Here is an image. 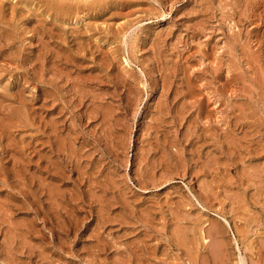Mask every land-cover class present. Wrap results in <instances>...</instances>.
Returning <instances> with one entry per match:
<instances>
[{
    "label": "rangeland",
    "instance_id": "374dc122",
    "mask_svg": "<svg viewBox=\"0 0 264 264\" xmlns=\"http://www.w3.org/2000/svg\"><path fill=\"white\" fill-rule=\"evenodd\" d=\"M53 1L0 0V264H264V0Z\"/></svg>",
    "mask_w": 264,
    "mask_h": 264
},
{
    "label": "bare ground",
    "instance_id": "6f19581e",
    "mask_svg": "<svg viewBox=\"0 0 264 264\" xmlns=\"http://www.w3.org/2000/svg\"><path fill=\"white\" fill-rule=\"evenodd\" d=\"M45 1H46V0H45ZM56 1H57V0H55V1H53V2L56 4ZM62 1H63V0H62ZM62 1H61V2H62ZM65 1H66V0H65ZM77 1H78V0H77ZM82 1H83V0H82ZM43 2H44V1H43ZM53 2H52V3H53ZM45 3H46V2H45ZM47 3H48V2H47ZM47 3H46V4H47ZM50 3H51V2H50ZM62 3H63V2H62ZM72 3L74 4V1H73ZM63 4H64V3H63ZM65 4H66V3H65ZM70 4H71V2H70ZM73 4H72V5H73ZM75 4H76V3H75ZM87 4H88V3H87ZM57 5L60 6L59 4H57ZM66 5H67V4H66ZM77 5H78V4H77ZM69 6H70V5H69ZM84 6H85V5H84ZM73 7H74V5H73ZM76 7L78 8L79 6H76ZM44 8H45V7H44ZM44 8H43V9H44ZM80 8H81V7H80ZM74 9H76V8H74ZM50 10H51V9H50ZM50 10H49V12H50ZM61 10H62V8H61ZM70 10H72V9H70ZM77 10H79V9H77ZM74 11H76V10H74ZM55 12H56V11H55ZM79 12H80V11H79ZM61 13H62V12H61ZM75 14H76V12H75ZM45 16H46V14H45ZM81 16H84V15H81ZM81 16H80V17H81ZM66 18H67V17H66ZM46 19H48V18H46ZM69 19H70V18H69ZM44 20H45V19H44ZM79 20H80V19H79ZM53 21H54V20H53ZM63 21H64V20H63ZM75 21H76V20H75ZM44 22H46V20H45ZM58 22H59V21H58ZM58 22L56 21V22H54V23H58ZM11 23H12V22H11ZM59 23L61 24V22H59ZM62 24H63V23H62ZM64 24H65V23H64ZM74 28H75V27H74ZM43 30H44V29H43ZM4 36H5V35H4ZM78 45H79V44H78ZM80 46H81V45H80ZM69 47H70V46H69ZM77 47H78V46H77ZM71 49H72V48H71ZM73 49H74V48H73ZM72 51H74V50H72ZM73 53H74V52H73ZM45 55H46V54H45ZM63 74H64V72H63ZM72 80H73V78H72ZM69 81H70V79H69ZM2 164H3V163H2ZM238 207H239V206H238ZM244 208H245V207H244ZM241 217H243V215L240 216L239 218H241ZM243 218H244V217H243ZM194 223H195V222H194ZM244 223H245V222H244ZM220 224H221V223H220ZM192 225H193V224H192ZM200 225H201V224H199V226H200ZM212 225H213V224H212ZM244 225H245V224H244ZM201 226H202V225H201ZM222 226H223V225H222ZM190 227H191V226H190ZM190 227H189V228H190ZM211 227H212V226H211ZM211 227H210V228H211ZM223 228H224V227H223ZM191 229H193V228H191ZM200 229L202 230L201 227H200ZM221 229H222V228H221ZM186 230H187V229H186ZM194 230H195V229H194ZM197 230H198V229H197ZM204 230H205V229H204ZM210 230H211V229H210ZM222 230H223V229H222ZM222 230H221V231H222ZM244 230H245V229H244ZM189 231H190V230H189ZM189 231H188V232H189ZM192 231H193V230H192ZM192 231H191V232H192ZM205 231H206V230H205ZM208 231H209V230H208ZM214 231H215L216 234H217V233H220V229H219L218 227L214 228ZM183 232H184V229H183ZM188 232H187V234H188ZM193 232H194V231H193ZM193 232H192V233H193ZM202 232H203V231L200 232L201 240H202V242H203V241L206 242V239H205L206 237H205V235H206V232H207V231L205 232V235H202V234H203ZM238 232H239V231H238ZM208 233H210V232H208ZM184 234H185V233H184ZM187 234H186V235H187ZM216 234H213V236L216 235ZM182 235H183V234H182ZM183 236H184V235H183ZM192 236H193V234H192ZM208 236H209V238H210L211 234H208ZM208 236H207V237H208ZM216 236H217V235H216ZM244 236H245V235H244ZM186 237H187V236H186ZM193 237H195V236H193ZM191 239H192V238H191ZM212 239L214 240V242H213ZM189 240H190V239H189ZM189 240H188V241H189ZM211 240H212V243H214V244H216V245L211 244V247H209V249H208L207 252H208V255H211V257H214V258L212 259V261H211L212 264H213L214 259L217 257V253L219 252V254H221L222 257H223V254H224V253H222V248H223V247H222V243H221V242L218 243L217 240H216V242H215V239H214V238H211ZM211 240L209 239V241H211ZM191 241H192V240H191ZM192 242H193V241H192ZM194 243H196V242H194ZM200 243H201V242H200ZM210 243H211V242H210ZM210 243L208 242V243H206V245H208V244H210ZM188 244H189V242H188ZM192 244H193V243H192ZM192 244H190V245H192ZM218 244H219V246H218V247H215V246H217ZM195 245H196V244H195ZM212 245H213L216 249H215ZM223 245H224V244H223ZM197 246H198V245H197ZM202 246H203V245H202ZM208 246H210V245H208ZM227 247H228V246H227ZM190 248H191V247H189V249H190ZM196 248H197V247H196ZM200 248H202V247H200ZM227 249H228V248H227ZM203 250H204V249H203ZM189 251H190V250H189ZM196 251H197V250H196ZM227 251H228V250H227ZM227 251H226V252H227ZM192 253H194V252H192ZM194 254H195V253H194ZM194 254H193V255H194ZM200 254H201V253H200ZM195 257H196V256H195ZM224 257H225V256H224ZM199 258H201V257H199ZM217 259H218V258H217ZM196 260H197V259H196ZM218 260H219V259H218ZM199 261H201V259H200ZM202 261H204V260H202ZM220 261H221V259H220ZM226 261H227V259H226ZM204 262H205V261H204ZM214 263H215V262H214ZM201 264H202V262H201ZM206 264H208V263H206ZM209 264H210V263H209ZM226 264H227V263H226Z\"/></svg>",
    "mask_w": 264,
    "mask_h": 264
}]
</instances>
